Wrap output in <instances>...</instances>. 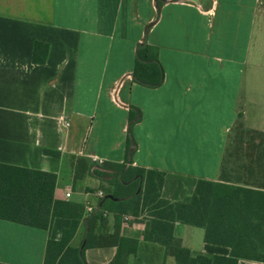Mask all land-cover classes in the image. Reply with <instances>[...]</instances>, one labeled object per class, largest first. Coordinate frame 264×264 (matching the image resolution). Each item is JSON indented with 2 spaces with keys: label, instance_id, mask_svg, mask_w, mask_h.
Segmentation results:
<instances>
[{
  "label": "crops",
  "instance_id": "crops-1",
  "mask_svg": "<svg viewBox=\"0 0 264 264\" xmlns=\"http://www.w3.org/2000/svg\"><path fill=\"white\" fill-rule=\"evenodd\" d=\"M35 43L47 45L43 64ZM238 118L264 133V0H0V264H111L116 234L137 241L127 264H176L170 247L143 238L157 181L127 177L134 169L162 174L159 198L189 199L198 222L220 223L217 235L233 216V232H259L256 188L219 179ZM229 187L248 190L247 213L202 210L203 196ZM38 194L49 198L47 229L9 219L33 213ZM204 235L173 223L190 257L229 255Z\"/></svg>",
  "mask_w": 264,
  "mask_h": 264
},
{
  "label": "trees",
  "instance_id": "trees-1",
  "mask_svg": "<svg viewBox=\"0 0 264 264\" xmlns=\"http://www.w3.org/2000/svg\"><path fill=\"white\" fill-rule=\"evenodd\" d=\"M47 53V45L42 43H35L33 50L32 61L36 64H43L45 61ZM139 58V57H137ZM136 112L129 109V119L130 121L135 120ZM246 145V149H242L243 145ZM236 145V146H235ZM130 147L129 140L127 141V149ZM240 151V152H239ZM238 157L236 162L233 164L231 162L232 157ZM102 169H106L107 165H103ZM114 178L116 179L119 174L124 172V166L116 165L114 168ZM97 172V171H95ZM99 177H104L102 173H96ZM137 175H146L148 178L155 177L156 185L152 186L151 194L154 192L155 196L152 199L153 207L150 209V216L153 221H150L149 227H146L143 238L147 241L158 242L164 245L166 248L170 247L173 251V255L176 264H237L238 260H250L260 263H264V133L248 129L244 126L240 118L236 121L227 139L224 154L222 156V162L219 171V179L223 182L242 184L244 186H251L256 188L257 191H253L258 200L255 202V212L260 214V231L252 234L249 233H236L233 232V226L236 224V218L233 216L230 221H227L230 227L229 231L217 235L214 233L215 225L220 223L216 221H209L206 223L198 222L197 217L193 216L190 211L189 199H186L178 203H169L168 201L161 200L159 198V190L162 184V174L153 173L151 171L143 170H130L127 172V177ZM52 179L54 183L55 177L51 175H46ZM125 179V178H124ZM110 185L115 186L113 181L109 182ZM201 183L198 184V187ZM199 189V188H198ZM197 188L194 194V198L197 196ZM248 191V190H247ZM237 187H229V190L220 193L212 192L208 193L209 197L203 196L202 210H205V204L209 205L212 213H225L224 208L228 213H247L248 208L251 209V198H247L246 194H241V192L247 193ZM115 196V195H114ZM193 198V199H194ZM48 199V201H47ZM46 202L44 196L39 198L37 195V206L33 213H7L11 217L10 220L22 224H27L32 227L47 229L48 228V218H50L51 213L49 210V198L47 197ZM105 199V195L100 201ZM140 197H135L133 202L137 205L139 204ZM193 199L190 200L193 202ZM149 201L143 200V205H147ZM198 210H199V202ZM196 208V207H195ZM101 213H105V208L102 203ZM196 211V209H195ZM5 214V213H4ZM137 216L138 213H132ZM164 220L162 223L159 220ZM175 221H179L184 224H190L195 226H203L205 229L204 241L213 244H222L230 247V253L227 257H205L196 256L194 258L190 257L188 250L180 248L172 238V226ZM245 224L247 219H242ZM227 226V225H226ZM75 226L68 231L71 233ZM64 233L63 236H65ZM114 244L117 248V253L111 264H127L130 255H134L136 250L137 241L122 238L119 235H115ZM60 249L56 252L54 258L59 256Z\"/></svg>",
  "mask_w": 264,
  "mask_h": 264
},
{
  "label": "built area",
  "instance_id": "built-area-1",
  "mask_svg": "<svg viewBox=\"0 0 264 264\" xmlns=\"http://www.w3.org/2000/svg\"><path fill=\"white\" fill-rule=\"evenodd\" d=\"M120 87H121V83L120 82H117V83H115V85L113 86V88H112V90H111V98H112V100L114 101V102H116L117 104H121V102L119 101V98H118V94H119V90H120ZM65 126H66V124H65ZM95 162H97L95 159H93ZM70 196V194L69 193H66L65 194V197L66 198H68ZM97 196H98V198L99 199H102L103 197H104V194L103 193H101V192H99L98 194H97ZM93 209H94V207H92V206H90V205H88V204H86L85 206H84V211H85V213H90V212H92L93 211ZM125 219L127 218V217H124Z\"/></svg>",
  "mask_w": 264,
  "mask_h": 264
},
{
  "label": "rangeland",
  "instance_id": "rangeland-1",
  "mask_svg": "<svg viewBox=\"0 0 264 264\" xmlns=\"http://www.w3.org/2000/svg\"><path fill=\"white\" fill-rule=\"evenodd\" d=\"M230 134V133H229ZM229 136V135H228ZM236 146V145H235ZM247 148V146L244 144L243 146H242V149H246ZM240 152V151H239ZM238 157L236 156H234V157H232V159H231V162H233V164L236 162V159H237Z\"/></svg>",
  "mask_w": 264,
  "mask_h": 264
}]
</instances>
